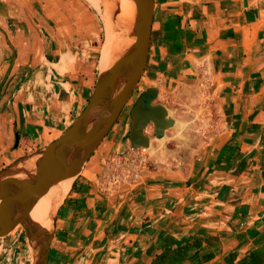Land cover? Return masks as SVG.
<instances>
[{
  "label": "crops",
  "instance_id": "0c3cea01",
  "mask_svg": "<svg viewBox=\"0 0 264 264\" xmlns=\"http://www.w3.org/2000/svg\"><path fill=\"white\" fill-rule=\"evenodd\" d=\"M88 14L80 0H0V170L85 108ZM140 84L179 119L173 105L210 99L209 133L182 170L117 185L105 173L121 134L107 135L61 202L47 264H264V0H154ZM20 234L0 238L4 264H31Z\"/></svg>",
  "mask_w": 264,
  "mask_h": 264
},
{
  "label": "water",
  "instance_id": "95a60500",
  "mask_svg": "<svg viewBox=\"0 0 264 264\" xmlns=\"http://www.w3.org/2000/svg\"><path fill=\"white\" fill-rule=\"evenodd\" d=\"M130 1L134 4L133 16L123 21L119 17L120 0H108L113 30L129 42L107 69H99L94 90L83 111L60 137L0 170V238L22 229L32 264L48 262L55 219L63 199L51 216L49 228L31 219L32 205L50 188L56 187L59 179L72 168H78L75 179L80 175L132 98L146 68L154 0ZM101 9L104 11L103 4ZM157 95L158 89L150 88L136 97L128 113V128L119 140L118 153L124 151L127 141L134 148L150 149L151 138L145 133L149 125L153 126L156 138H162L167 129L176 125L164 105L153 103ZM18 144L19 137L15 133L14 148Z\"/></svg>",
  "mask_w": 264,
  "mask_h": 264
},
{
  "label": "rangeland",
  "instance_id": "374dc122",
  "mask_svg": "<svg viewBox=\"0 0 264 264\" xmlns=\"http://www.w3.org/2000/svg\"><path fill=\"white\" fill-rule=\"evenodd\" d=\"M80 1H82V3L89 10V14L85 17V23H87V25L83 31L84 39L81 44H83L85 40L87 41V43L85 42V46H87L89 50L90 60L92 63H95L98 68L99 52L102 43L104 44L103 39L105 38L106 24L110 18L108 16L103 18V16L100 15L94 7L91 8L84 0ZM152 88H157V86ZM201 89L206 94L208 93V88L202 86ZM143 91L144 88L142 85H138L137 89L133 92L132 98L123 109L117 122L109 132L105 140L106 143L109 140L117 139L120 134L121 138L125 133L128 128V123L130 122L128 114L131 110L130 108L135 102L136 97ZM164 100L166 101V99H161V97L157 95L156 99L154 100V104H161V102ZM211 106L212 104L208 98H206L205 102H201L199 104H186L185 106H178L177 104L173 105V108L177 110V115L181 116V119L173 117L174 113L169 111V114L176 120V125L167 129L164 132L162 138H156L152 125L146 127L145 133L151 138V148L142 150L147 160L148 171L159 169L182 170L187 166L190 160V147H193L200 138L205 139L206 135L204 134L209 133L208 123L211 122H208V120H210ZM183 138L188 140V147L180 145L179 141L183 140ZM127 143L128 141L125 143V145H127ZM13 232L17 234L21 233L23 235V231L20 228L14 230ZM1 260L2 257H0V264H4Z\"/></svg>",
  "mask_w": 264,
  "mask_h": 264
},
{
  "label": "bare ground",
  "instance_id": "6f19581e",
  "mask_svg": "<svg viewBox=\"0 0 264 264\" xmlns=\"http://www.w3.org/2000/svg\"><path fill=\"white\" fill-rule=\"evenodd\" d=\"M105 18L109 17L110 3L108 0H89ZM104 6V11L101 5ZM106 8V9H105ZM134 13V4L130 0H120V15L121 20L125 21L132 18ZM106 20V19H105ZM105 23V21H104ZM129 40L115 33L110 19L106 24L105 38L102 49V57L99 62L98 68L103 71L115 59V56L120 53L128 44ZM129 143V142H128ZM78 174V168H72L66 175L62 176L56 187L50 188L38 201H36L30 210L31 219L49 228L52 224L51 216L56 209L57 205L62 201L68 193L69 188ZM32 264V263H31Z\"/></svg>",
  "mask_w": 264,
  "mask_h": 264
},
{
  "label": "built area",
  "instance_id": "2783aa9c",
  "mask_svg": "<svg viewBox=\"0 0 264 264\" xmlns=\"http://www.w3.org/2000/svg\"><path fill=\"white\" fill-rule=\"evenodd\" d=\"M148 171L147 160L142 149L127 143L122 153L115 154L107 160L105 177L111 184L135 182Z\"/></svg>",
  "mask_w": 264,
  "mask_h": 264
},
{
  "label": "trees",
  "instance_id": "16d2710c",
  "mask_svg": "<svg viewBox=\"0 0 264 264\" xmlns=\"http://www.w3.org/2000/svg\"><path fill=\"white\" fill-rule=\"evenodd\" d=\"M71 192H79V190L77 189V186H76V182L75 181L73 182V185H72V188H71Z\"/></svg>",
  "mask_w": 264,
  "mask_h": 264
}]
</instances>
